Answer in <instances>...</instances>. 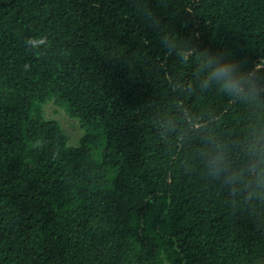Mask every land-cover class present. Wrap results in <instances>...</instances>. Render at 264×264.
<instances>
[{
    "label": "trees",
    "instance_id": "obj_1",
    "mask_svg": "<svg viewBox=\"0 0 264 264\" xmlns=\"http://www.w3.org/2000/svg\"><path fill=\"white\" fill-rule=\"evenodd\" d=\"M0 264H264V0H0Z\"/></svg>",
    "mask_w": 264,
    "mask_h": 264
},
{
    "label": "rangeland",
    "instance_id": "obj_2",
    "mask_svg": "<svg viewBox=\"0 0 264 264\" xmlns=\"http://www.w3.org/2000/svg\"><path fill=\"white\" fill-rule=\"evenodd\" d=\"M55 106L50 105L47 107V116L53 119L61 120L65 127L69 130V125L72 123L71 119L60 109H57V114H54L53 109ZM69 134H76L74 131H70Z\"/></svg>",
    "mask_w": 264,
    "mask_h": 264
},
{
    "label": "clouds",
    "instance_id": "obj_3",
    "mask_svg": "<svg viewBox=\"0 0 264 264\" xmlns=\"http://www.w3.org/2000/svg\"><path fill=\"white\" fill-rule=\"evenodd\" d=\"M60 122H61V120H59ZM61 125H62V127L64 128V129H67L66 127H65V125L61 122Z\"/></svg>",
    "mask_w": 264,
    "mask_h": 264
}]
</instances>
